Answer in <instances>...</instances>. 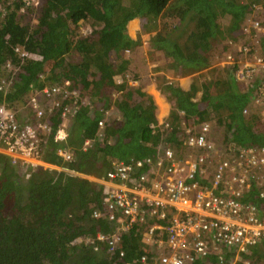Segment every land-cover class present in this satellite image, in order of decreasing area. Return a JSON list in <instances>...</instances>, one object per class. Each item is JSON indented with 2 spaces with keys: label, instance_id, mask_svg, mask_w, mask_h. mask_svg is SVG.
<instances>
[{
  "label": "trees",
  "instance_id": "1",
  "mask_svg": "<svg viewBox=\"0 0 264 264\" xmlns=\"http://www.w3.org/2000/svg\"><path fill=\"white\" fill-rule=\"evenodd\" d=\"M21 1L7 6L0 26V69L9 57L16 59V44L25 45L35 56L24 64L6 98L12 102L22 98L32 83L43 85L40 74L46 72L53 82L71 78L85 102L70 122L66 144L74 148L75 158L66 167L71 171L32 168L22 182L19 167L0 154V264H128L149 252L142 234L145 226L137 222L123 234V255L119 248L110 252L106 242L96 250L87 237L110 229V222L92 215L94 207L103 205L105 192L88 176L102 177L121 160L157 155L165 143L181 147L184 126L208 118L225 126L224 148L229 152L237 146L264 145L262 115L254 105L244 113L254 87L239 83L227 68V75L201 84L192 81L189 88L165 81L161 89L172 107L164 122L159 121L151 94L131 86L126 77L115 82L114 76H125L130 66L127 49L141 42L128 32V22L137 16L145 17L150 28L158 22V29L149 34V48L163 50L168 67L178 76L200 75L211 67L214 41L241 30L264 0H43L34 26L19 18ZM220 15H229V23L222 24ZM87 21L93 28L82 34L80 26ZM72 52L80 58H69ZM111 105L118 115L107 118ZM101 119H105L103 129ZM52 121L54 133L58 120ZM166 121L172 122V130H164ZM53 137L47 141L44 160L61 164ZM87 137H95L94 142L83 148ZM243 199L264 209L255 185ZM240 258L264 263V236ZM192 264L219 261L210 254Z\"/></svg>",
  "mask_w": 264,
  "mask_h": 264
},
{
  "label": "built area",
  "instance_id": "2",
  "mask_svg": "<svg viewBox=\"0 0 264 264\" xmlns=\"http://www.w3.org/2000/svg\"><path fill=\"white\" fill-rule=\"evenodd\" d=\"M42 2L22 0L19 12L38 9ZM237 35L225 39L224 52L216 62L239 83L254 87L244 113L254 105L264 119V22L254 14ZM13 52L16 59L5 60V73L0 75V93L4 95L0 101V154L22 171L60 167L44 160L53 134L58 156L63 163L72 162L75 150L66 141L70 122L85 102L80 88L71 78L53 82L43 72L40 77L45 83H32L23 95L30 113L19 115L6 95L24 71V64L35 55L22 44L14 45ZM129 73L115 75V81L121 83L125 77L128 83L135 81ZM53 118L58 120L54 133ZM104 124L105 119H101L100 129ZM184 128L185 152L165 143L157 155L121 160L102 177L86 175L102 184L105 192L103 205L94 207L92 215L110 222V229L87 237L96 250L106 242L109 251L116 252L123 234L138 222L145 226L142 234L149 252L128 264H192L210 254L218 257L219 264H229L264 236V209L243 199L255 185L264 201V145L237 146L229 152L212 139L209 120ZM172 129V122L166 121L164 130ZM94 139L87 137L83 148L91 146ZM120 254H124L123 249Z\"/></svg>",
  "mask_w": 264,
  "mask_h": 264
},
{
  "label": "rangeland",
  "instance_id": "3",
  "mask_svg": "<svg viewBox=\"0 0 264 264\" xmlns=\"http://www.w3.org/2000/svg\"><path fill=\"white\" fill-rule=\"evenodd\" d=\"M13 2V0H9V1H0V26L3 20V17L5 16V13L7 11V6L9 4H11ZM126 3L129 2V0H125ZM259 6H261L260 8H255L256 10H254L255 12V17L259 20H261L262 22H264V3L260 4ZM18 16L21 20L25 21V22H29L32 26H34L37 23L38 17H39V8L38 9H33V10H29L26 13L20 14L18 13ZM140 18V17H139ZM142 19V20H141ZM140 21L138 23L134 22V20H130V27L127 24V28H128V32L131 34H133L135 32L136 28L137 30H139L140 32H138L137 34V40L141 41L140 43H137L136 45H134L133 47H131V52H126V56L127 58H129L130 60V66L128 68V71L131 72L129 73V77L130 74H134V77L137 78L139 81H142V85H140L141 87L143 85H146V81L148 82H156L157 85L156 87H158L159 89L162 88V85L164 84L165 81H167L169 79L168 75L170 76L171 80H175L176 82L180 83V81L176 78L178 76V73H175L173 71L172 68L168 67V59L169 57L166 55V53H153L152 51L155 52L154 48H149L148 45V38H149V32L151 31H156L159 27V23L157 22L158 26L150 28V26L147 24V20L146 18H140ZM220 21L222 22V24H227L229 22V16L228 15H224L220 18ZM128 22V23H129ZM134 22V25H133ZM154 23V22H153ZM146 24V25H145ZM141 25V26H140ZM91 28H93V26H91V22L89 25V22H84L81 26H80V30L82 32V34H89L91 32ZM129 29L131 31H129ZM149 31V32H148ZM224 39H218L215 40L213 43V47H212V57H211V67L205 69L200 75H186L188 78L185 80H182L183 85L188 84L189 82L191 83L192 81H196L198 80V82L201 84L202 82H204L205 80H210L211 78H216V77H221V76H225L227 75V72L221 67V65H219L216 61L217 56L223 54L224 52ZM224 45V46H223ZM135 47V48H134ZM69 58H73V59H79L80 58V54L77 53H71L69 54ZM157 60L159 61V64L156 65H151L150 66V62L151 60ZM48 67H50L49 65H47ZM145 68H146V72H145ZM160 70V72L157 74V70ZM48 70V69H46ZM45 70V71H46ZM162 71V73H161ZM5 71L2 70V68L0 69V75L4 74ZM48 73V71H47ZM185 77V76H183ZM118 83V82H117ZM181 84V83H180ZM133 86V85H131ZM214 89V88H212ZM147 91V90H146ZM162 91V95L163 96H167L166 93L161 89ZM158 92L157 90L153 93L148 92L149 94L153 95ZM202 90H200L198 92V96L201 95ZM118 92L113 93V96H117ZM155 96V95H154ZM156 100V97H153V100ZM165 99V98H164ZM154 100V102H155ZM161 103H163L160 99H158ZM13 107H15L18 111H19V115L22 116V114H26L29 110L28 106H27V99L26 96H23L22 98L16 99L14 101L11 102ZM157 105V100L155 102ZM160 106V105H159ZM30 112H28L29 114ZM164 111L162 110L161 107H159L158 109V114L159 116H164ZM225 113V110H224ZM106 115H108L107 118H114L118 115L117 109L114 107V105H111V108L108 109ZM171 119V118H169ZM208 120L211 122L212 128L211 129V137L212 139L217 143V145H219L221 148H224V141H223V134L225 132V126H223L222 124L218 123L215 120H210L208 118ZM179 150L184 149V146H181L178 148ZM185 152V149H184ZM41 168V167H39ZM37 168V169H39ZM60 168V167H59ZM50 170V171H59V169L55 166V167H43V170ZM20 180L22 182H25L31 175V170L29 171H22L20 170ZM239 261H242V264H253L251 259H244L242 260L241 258H233L232 260H230L229 264H238ZM249 263H248V262ZM259 264H264L263 262H260Z\"/></svg>",
  "mask_w": 264,
  "mask_h": 264
},
{
  "label": "crops",
  "instance_id": "4",
  "mask_svg": "<svg viewBox=\"0 0 264 264\" xmlns=\"http://www.w3.org/2000/svg\"><path fill=\"white\" fill-rule=\"evenodd\" d=\"M255 14V13H254ZM224 16V15H223ZM229 16V15H228ZM222 17V15H220V17H219V19ZM229 18H230V16H229ZM140 18L137 16V17H134L132 20H134V22H136V23H138L140 20H139ZM134 22H133V25H134ZM222 23V22H221ZM229 23V22H228ZM154 25H156L157 24V22H154L153 23ZM128 25H129V27H130V22L128 23ZM141 26V25H140ZM135 29V32L133 33V34H131L132 35V37L133 38H135V40L137 39V34H138V32H140L139 30H137L136 28H134ZM129 31H131L130 29H129ZM238 31V30H237ZM237 31H235V33L237 32ZM149 32V31H148ZM151 32H155V31H151ZM151 32H149V34L151 33ZM148 42V41H147ZM223 42H224V45H225V40H223ZM223 45V46H224ZM135 48V47H134ZM155 54V53H165L163 50H155V52H153L152 51V54ZM156 64H159V61H157V60H151V62H150V66L151 65H156ZM145 72H146V68H145ZM160 72V70L158 69L157 70V74ZM161 73H162V71H161ZM188 76V75H187ZM187 76H185V77H183V76H177L176 78L180 81V83H181V85L182 86H184L185 88H189V86H190V82L188 83V84H185V85H183V83H182V80H186L188 77ZM168 77H169V79H171L170 78V76L168 75ZM147 83H146V85H143L142 86V89H144V90H147V92H150V93H153V92H155L156 90L158 91V92H156L154 95H153V97L155 98L156 97V100H157V103H158V109H159V107H161L162 108V110L165 112L164 113V116H159V114L157 113V115H158V118H159V121L160 122H162V120L164 119V117H167L168 116V114H169V112H170V110H171V107H172V105H171V102L165 97V96H163L161 93V90L158 88V87H156V85H157V83L156 82H148V81H146ZM129 83L131 84V83H135V84H132V85H134V86H140V85H142V81H139L138 80V77L135 79V81H129ZM156 84V85H155ZM165 98V99H164ZM158 99H160L163 103H161ZM155 100V99H154ZM156 100H155V102H156ZM160 105V106H159Z\"/></svg>",
  "mask_w": 264,
  "mask_h": 264
},
{
  "label": "clouds",
  "instance_id": "5",
  "mask_svg": "<svg viewBox=\"0 0 264 264\" xmlns=\"http://www.w3.org/2000/svg\"><path fill=\"white\" fill-rule=\"evenodd\" d=\"M256 8V7H255ZM257 9V8H256ZM255 9V10H256ZM18 13H20L19 11H18ZM255 13V12H254ZM254 15V14H253ZM244 23V22H243ZM224 25H226V24H224ZM240 30H238L236 33L235 32H233L232 34H230L229 36H234V35H236V36H238L237 35V33L239 32ZM228 36V37H229ZM225 40V39H224ZM130 49V51L129 52H131V48H129ZM128 52V51H127ZM115 79V78H114ZM169 80H171V79H169ZM116 82V81H115ZM131 85V84H130ZM161 90V89H160ZM162 92V91H161ZM108 110V108L106 109V111ZM105 114H106V112H105ZM107 117H108V115H106ZM67 142V141H66ZM57 148V147H56ZM57 153V152H56ZM60 158V157H59ZM61 159V158H60ZM51 163H53V162H51ZM53 164H56V163H53ZM66 164H69V163H63V161H62V163L61 164H58L61 168H59V167H57L59 170H67V171H71V170H69V168L68 167H66ZM57 165V164H56ZM37 168H39V167H37Z\"/></svg>",
  "mask_w": 264,
  "mask_h": 264
}]
</instances>
